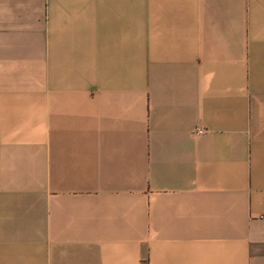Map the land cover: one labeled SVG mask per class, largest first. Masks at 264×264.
I'll use <instances>...</instances> for the list:
<instances>
[{
    "label": "crops",
    "instance_id": "crops-1",
    "mask_svg": "<svg viewBox=\"0 0 264 264\" xmlns=\"http://www.w3.org/2000/svg\"><path fill=\"white\" fill-rule=\"evenodd\" d=\"M263 208L264 0H0V264H264Z\"/></svg>",
    "mask_w": 264,
    "mask_h": 264
},
{
    "label": "built area",
    "instance_id": "built-area-1",
    "mask_svg": "<svg viewBox=\"0 0 264 264\" xmlns=\"http://www.w3.org/2000/svg\"><path fill=\"white\" fill-rule=\"evenodd\" d=\"M201 129H195V132H200ZM258 217L264 218V208L259 212Z\"/></svg>",
    "mask_w": 264,
    "mask_h": 264
}]
</instances>
